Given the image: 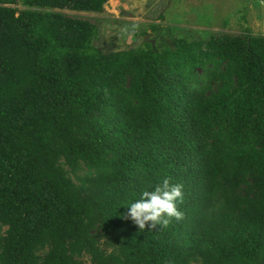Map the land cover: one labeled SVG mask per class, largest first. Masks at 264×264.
I'll return each mask as SVG.
<instances>
[{
  "label": "trees",
  "instance_id": "obj_1",
  "mask_svg": "<svg viewBox=\"0 0 264 264\" xmlns=\"http://www.w3.org/2000/svg\"><path fill=\"white\" fill-rule=\"evenodd\" d=\"M106 1L0 0V264H264V34L103 50Z\"/></svg>",
  "mask_w": 264,
  "mask_h": 264
},
{
  "label": "rangeland",
  "instance_id": "obj_2",
  "mask_svg": "<svg viewBox=\"0 0 264 264\" xmlns=\"http://www.w3.org/2000/svg\"><path fill=\"white\" fill-rule=\"evenodd\" d=\"M77 13L97 23L92 43L103 50L140 44L145 32L156 43L175 35L205 38L211 31L238 33L246 27L264 34V0H107L101 12ZM82 258L83 264H92L88 255Z\"/></svg>",
  "mask_w": 264,
  "mask_h": 264
},
{
  "label": "clouds",
  "instance_id": "obj_3",
  "mask_svg": "<svg viewBox=\"0 0 264 264\" xmlns=\"http://www.w3.org/2000/svg\"><path fill=\"white\" fill-rule=\"evenodd\" d=\"M183 185L170 184L165 178L161 184L151 191L145 190L140 198L128 205L125 219H131L141 231L167 228L171 220L180 221L184 218L183 212L178 210L177 201L183 202Z\"/></svg>",
  "mask_w": 264,
  "mask_h": 264
},
{
  "label": "water",
  "instance_id": "obj_4",
  "mask_svg": "<svg viewBox=\"0 0 264 264\" xmlns=\"http://www.w3.org/2000/svg\"><path fill=\"white\" fill-rule=\"evenodd\" d=\"M149 34H150V32H145L144 33V36H143V40H150V42L152 43V45L154 46V39L153 38H150L149 37Z\"/></svg>",
  "mask_w": 264,
  "mask_h": 264
}]
</instances>
